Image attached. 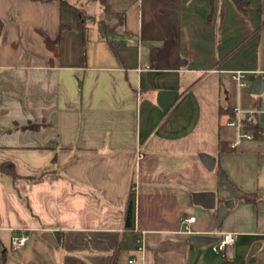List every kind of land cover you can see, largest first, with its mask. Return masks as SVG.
Segmentation results:
<instances>
[{"label":"crops","instance_id":"obj_1","mask_svg":"<svg viewBox=\"0 0 264 264\" xmlns=\"http://www.w3.org/2000/svg\"><path fill=\"white\" fill-rule=\"evenodd\" d=\"M240 1L0 0V264H264V137L228 124L264 108V0Z\"/></svg>","mask_w":264,"mask_h":264},{"label":"built area","instance_id":"obj_2","mask_svg":"<svg viewBox=\"0 0 264 264\" xmlns=\"http://www.w3.org/2000/svg\"><path fill=\"white\" fill-rule=\"evenodd\" d=\"M232 80L236 83L238 89H241L247 86V81L245 79L246 72L242 70H236L231 72ZM234 117L228 122L229 125L237 127L239 130L237 137L232 143V146L235 147L240 144L243 139H252L256 137V132L253 130H248L245 128L246 124L255 123L258 115H264V108H244L241 104H236L233 108ZM195 220V217H190L186 219V223H191ZM189 229V226H187ZM217 240L211 243L212 249L216 253L226 254L228 249L232 247L237 241V232L233 231H224L217 233ZM27 240V236L23 234H15L12 237V247L14 249L21 248ZM140 243L138 249L142 252L144 251V241L139 239ZM135 259H131L130 262H134Z\"/></svg>","mask_w":264,"mask_h":264},{"label":"trees","instance_id":"obj_3","mask_svg":"<svg viewBox=\"0 0 264 264\" xmlns=\"http://www.w3.org/2000/svg\"><path fill=\"white\" fill-rule=\"evenodd\" d=\"M234 2L241 8L242 3L240 0H234ZM79 18H80V24L82 27H86L88 24V21H94V16L88 15L85 10L78 9ZM125 22V14L124 13H112L108 10V8H103V15L99 20V30L100 35L102 38L110 40V36H114L117 34L116 26L117 24L121 25ZM87 30V29H85ZM232 113L234 114L233 110ZM245 128L248 130H253L256 132L258 136L264 137V124L260 120H256L255 123L246 124ZM0 168L7 170L12 175H16L15 169L13 165H6L3 164L0 166ZM244 197L249 202L257 203L259 198L256 196V194H244ZM115 264V260L113 262Z\"/></svg>","mask_w":264,"mask_h":264},{"label":"water","instance_id":"obj_4","mask_svg":"<svg viewBox=\"0 0 264 264\" xmlns=\"http://www.w3.org/2000/svg\"><path fill=\"white\" fill-rule=\"evenodd\" d=\"M251 91L254 94L263 93V91H264V78L261 75L258 76L254 80ZM206 161H207L209 166H212V164H214V159H212V158H207ZM197 201L199 203L203 204L204 206H206L207 208H212L215 206V193H213V192L201 193L198 195ZM226 204L232 206L234 204V202L233 201H227ZM258 205L261 206L262 208H264V200H259ZM43 236L45 238H47L50 242L56 244V240L54 239V235L52 232L47 231L43 234ZM217 238L218 237H216L214 235H199L198 234V235H194L191 240L194 243L195 247L199 248L203 245L211 244L212 242L217 240ZM260 246H261V243L256 242L250 251V255L254 254Z\"/></svg>","mask_w":264,"mask_h":264},{"label":"rangeland","instance_id":"obj_5","mask_svg":"<svg viewBox=\"0 0 264 264\" xmlns=\"http://www.w3.org/2000/svg\"><path fill=\"white\" fill-rule=\"evenodd\" d=\"M252 82V81H251Z\"/></svg>","mask_w":264,"mask_h":264}]
</instances>
